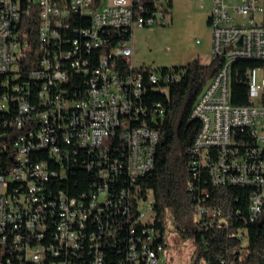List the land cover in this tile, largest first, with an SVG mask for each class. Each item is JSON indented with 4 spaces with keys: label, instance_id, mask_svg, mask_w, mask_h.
Listing matches in <instances>:
<instances>
[{
    "label": "built area",
    "instance_id": "built-area-1",
    "mask_svg": "<svg viewBox=\"0 0 264 264\" xmlns=\"http://www.w3.org/2000/svg\"><path fill=\"white\" fill-rule=\"evenodd\" d=\"M172 5L0 0V264H167L153 196L147 214L140 194L160 141L151 122L166 114L146 92L167 94L184 68L136 65L134 29L171 23ZM209 24L221 63L190 115L202 232L220 218L210 183L253 189L245 222L264 207V65L245 71L250 103L231 101L235 62L264 61V0H213ZM236 235L243 260L249 233Z\"/></svg>",
    "mask_w": 264,
    "mask_h": 264
},
{
    "label": "trees",
    "instance_id": "trees-1",
    "mask_svg": "<svg viewBox=\"0 0 264 264\" xmlns=\"http://www.w3.org/2000/svg\"><path fill=\"white\" fill-rule=\"evenodd\" d=\"M220 61V58L213 56L209 63L195 58L185 65H175L184 68L183 75L167 94L151 85L147 88L149 103L162 102L166 114L158 123L151 122L160 128V141L155 166L140 181V194L142 197L153 196L159 235H165L166 225H171L183 236L192 239L196 264H264V207L259 220H243L249 215L251 187L208 184L211 201L220 209V218L205 232H202L194 212L195 196L190 187L200 182L195 179L191 169L193 154L190 147L199 131L200 121L190 115L199 94L220 66ZM263 65L262 60L235 62L234 71L239 69V73H235L232 82L233 104L250 103L245 71ZM2 80L3 75H0V92ZM13 137L14 134L7 131L8 149L2 155L5 161L9 160ZM241 227L247 228L249 233V253L243 260L239 259L241 240L236 235Z\"/></svg>",
    "mask_w": 264,
    "mask_h": 264
},
{
    "label": "rangeland",
    "instance_id": "rangeland-1",
    "mask_svg": "<svg viewBox=\"0 0 264 264\" xmlns=\"http://www.w3.org/2000/svg\"><path fill=\"white\" fill-rule=\"evenodd\" d=\"M212 5L213 0H173L171 23L136 27L135 64L170 67L185 65L195 58L204 63L211 62L213 48L209 16ZM3 143L4 136H0V146ZM151 200L152 194L142 207L147 214H151L146 208ZM166 228L167 264H196L192 239L183 236L171 225H166Z\"/></svg>",
    "mask_w": 264,
    "mask_h": 264
},
{
    "label": "bare ground",
    "instance_id": "bare-ground-1",
    "mask_svg": "<svg viewBox=\"0 0 264 264\" xmlns=\"http://www.w3.org/2000/svg\"><path fill=\"white\" fill-rule=\"evenodd\" d=\"M159 235V234H158Z\"/></svg>",
    "mask_w": 264,
    "mask_h": 264
}]
</instances>
